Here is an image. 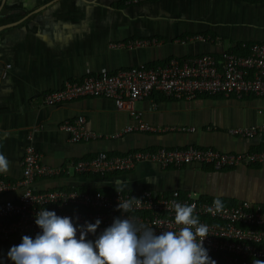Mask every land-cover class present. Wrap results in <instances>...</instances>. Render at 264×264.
Wrapping results in <instances>:
<instances>
[{
    "label": "crops",
    "instance_id": "0c3cea01",
    "mask_svg": "<svg viewBox=\"0 0 264 264\" xmlns=\"http://www.w3.org/2000/svg\"><path fill=\"white\" fill-rule=\"evenodd\" d=\"M14 3L26 7L24 14L44 7L0 30V154L10 161L9 171L0 175L20 177L29 134L43 161L55 167L99 151L123 154L188 144L237 152L264 148V132L251 138L230 132L264 123V98L253 95L176 99L154 92L135 103L153 129L134 132H122L129 117L107 97L82 96L57 105L41 102L42 93L66 79L162 63L169 57L218 55L241 42L264 41V0H0V15L5 5ZM79 115L95 136L71 141L62 125ZM228 179L236 190L223 194L221 185L229 184ZM35 187L179 189L193 197L264 202V164L225 171L190 164L161 169L148 162L104 174L68 169L38 178ZM18 244L0 242V264H12L7 253ZM213 259L223 264L220 257Z\"/></svg>",
    "mask_w": 264,
    "mask_h": 264
},
{
    "label": "built area",
    "instance_id": "2783aa9c",
    "mask_svg": "<svg viewBox=\"0 0 264 264\" xmlns=\"http://www.w3.org/2000/svg\"><path fill=\"white\" fill-rule=\"evenodd\" d=\"M123 1L128 4L147 0ZM154 92L176 99L201 95L264 98V41L241 42L222 49L218 55L204 52L169 57L155 65L139 63L114 72L101 71L86 74L80 79H66L60 87L42 93L41 102L57 105L82 96L107 97L129 117L122 132H134L153 129L142 120L135 103ZM85 123V118L79 115L73 121H66L62 127L70 133L71 141L94 137L95 133L87 130ZM230 132L251 138L264 132V123L231 129ZM114 136H119V133ZM140 162H148L161 169L189 164L210 166L215 170L249 167L255 163L264 164V148L237 152L188 144L132 149L123 154L99 151L89 157L71 160L65 167H55L43 161L42 153L31 142L29 134L20 160V177L10 179L0 175V242L20 244L25 235L35 238L41 231L35 224V215L45 209L62 217H71L74 224H83L85 220L95 223L99 219L101 224L96 235L110 226L115 217H126L137 225L153 228L159 234L178 228L174 223L173 202H176L193 205L194 214L208 226L209 236L204 239V247L210 254L220 257L225 264H252L254 259L264 261L263 201L236 199L232 204L223 203V210L214 213L209 212L213 200L193 197L179 189L164 192L151 188L129 190L115 187L102 191L35 187L38 178L57 176L68 169L81 174H104L127 171ZM131 197L136 200L130 212L117 210L119 201ZM88 238L95 239V236L89 234Z\"/></svg>",
    "mask_w": 264,
    "mask_h": 264
},
{
    "label": "clouds",
    "instance_id": "9594fccd",
    "mask_svg": "<svg viewBox=\"0 0 264 264\" xmlns=\"http://www.w3.org/2000/svg\"><path fill=\"white\" fill-rule=\"evenodd\" d=\"M10 161L0 154V173L9 171ZM132 198L119 201L117 210L128 213ZM175 230L161 231L115 217L110 226L96 235L101 221L74 224L73 219L55 211L40 210L35 224L41 230L35 238L25 235L7 253L12 264H216L204 247L208 226L195 215V207L173 202ZM224 204L213 200L209 212L219 213ZM78 219V218H77ZM89 234L95 239H89ZM252 264H264L254 259Z\"/></svg>",
    "mask_w": 264,
    "mask_h": 264
},
{
    "label": "trees",
    "instance_id": "16d2710c",
    "mask_svg": "<svg viewBox=\"0 0 264 264\" xmlns=\"http://www.w3.org/2000/svg\"><path fill=\"white\" fill-rule=\"evenodd\" d=\"M26 11H27L26 7H24L22 5V3H14L11 5H5L4 6V13H2L0 15V24L15 21V20L21 18ZM204 35H206V34H204ZM157 63H159V62H151L148 65H155ZM257 149H259V148H257ZM258 166H260V165L255 163V164H251L249 167L254 168V167H258ZM176 167H181V166H168V168H176ZM203 168L206 170H215V169H212L210 166H203ZM232 168H235V167H225V168H222L219 170L225 171V170L232 169ZM182 193H185V192H182ZM201 199L214 200L216 198L207 196V197H203V198L201 197ZM219 199H221V201L225 204H230V203L232 204L236 200V199H229V198H219Z\"/></svg>",
    "mask_w": 264,
    "mask_h": 264
},
{
    "label": "water",
    "instance_id": "95a60500",
    "mask_svg": "<svg viewBox=\"0 0 264 264\" xmlns=\"http://www.w3.org/2000/svg\"><path fill=\"white\" fill-rule=\"evenodd\" d=\"M42 7H44V5H42L40 7H37L36 9H33V10L29 11L27 14H24L21 18L15 20V21H11V22H7V23L0 24V30H2L4 28H7V27H10V26L17 25L18 23H20L21 21H23V19L26 18L28 15H30V14H32L34 12L39 11Z\"/></svg>",
    "mask_w": 264,
    "mask_h": 264
},
{
    "label": "rangeland",
    "instance_id": "374dc122",
    "mask_svg": "<svg viewBox=\"0 0 264 264\" xmlns=\"http://www.w3.org/2000/svg\"><path fill=\"white\" fill-rule=\"evenodd\" d=\"M228 182H229V184L227 183V181H223V183H222L223 185H221V188L223 189V194H228L229 192L233 193L236 190V188L231 184L229 179H228ZM209 255L211 256L212 259L215 257L214 254L209 253ZM221 262L223 264H225L222 260H221Z\"/></svg>",
    "mask_w": 264,
    "mask_h": 264
}]
</instances>
